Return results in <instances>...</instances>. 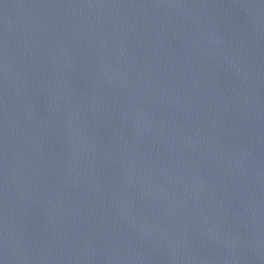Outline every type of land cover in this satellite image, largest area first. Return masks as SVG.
<instances>
[{
    "label": "water",
    "instance_id": "95a60500",
    "mask_svg": "<svg viewBox=\"0 0 264 264\" xmlns=\"http://www.w3.org/2000/svg\"><path fill=\"white\" fill-rule=\"evenodd\" d=\"M0 264H264V0H0Z\"/></svg>",
    "mask_w": 264,
    "mask_h": 264
}]
</instances>
